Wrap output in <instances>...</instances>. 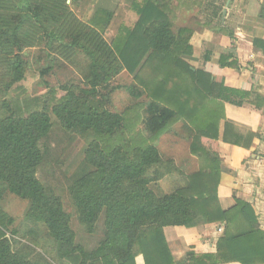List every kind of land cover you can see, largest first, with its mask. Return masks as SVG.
<instances>
[{
    "label": "trees",
    "instance_id": "trees-1",
    "mask_svg": "<svg viewBox=\"0 0 264 264\" xmlns=\"http://www.w3.org/2000/svg\"><path fill=\"white\" fill-rule=\"evenodd\" d=\"M90 1L0 0V61L9 67L10 87L24 80L22 54L31 47L46 46L66 60L82 53L90 62L83 85L65 86L51 109L0 116V264H40L32 261L31 248H22L8 235L14 221L1 207L5 191L29 201L26 220L48 231L59 264L76 256L80 264H136L138 254L146 264H175L165 228L203 231L219 222L226 230L217 243V256L189 253L180 264H264V232L251 207L237 201L225 212L218 199L223 168L217 141L225 118L220 111L227 102L264 114L263 105L247 100L257 76L239 90L226 87L221 67L230 64L214 65L210 53L203 56V67L193 70L188 63L194 61L193 33L174 30L167 0H97L93 16L84 22ZM121 7L139 19L133 28L120 27L108 41L105 33ZM124 71L134 80L131 95L147 100L136 105L142 109L147 136L135 134L130 140L126 136L134 133L132 116L109 109V85ZM102 89L109 93L103 95ZM134 111L140 119L139 110ZM52 116L65 132L92 138L83 151L84 170L69 185L88 234H95L104 217V238L89 251L77 242L61 197L37 176L54 127ZM179 122L191 127V153L205 167L188 176L187 187L160 197L151 186L184 173L162 157L155 142ZM236 223L243 229L237 231Z\"/></svg>",
    "mask_w": 264,
    "mask_h": 264
},
{
    "label": "crops",
    "instance_id": "crops-1",
    "mask_svg": "<svg viewBox=\"0 0 264 264\" xmlns=\"http://www.w3.org/2000/svg\"><path fill=\"white\" fill-rule=\"evenodd\" d=\"M227 2L167 0V13L174 30L186 28L193 33L190 46L194 61H188L192 69L202 68L203 56L210 53L214 65H231L221 67L226 87L239 90L256 75L258 82L247 100L257 101L264 110V0H230L229 6ZM138 19L136 15L129 28H133ZM223 104L224 112L220 111V115L224 113L225 118L220 121L217 141L223 168L218 199L225 212L233 210L237 201L247 203L264 232V114L227 102ZM188 126L184 122L176 123L155 142L162 157L173 160L184 173L168 176L152 185L151 189L160 197L187 187L188 176L199 172L205 164L191 153L193 133ZM169 133L170 138L163 140ZM206 146L211 149L212 141ZM235 226L237 231L243 229L241 223ZM225 230L226 224L219 222L206 225L203 231L167 227L164 235L174 263L180 264L189 253L197 257L217 256V243ZM135 261L146 264L142 254H138Z\"/></svg>",
    "mask_w": 264,
    "mask_h": 264
},
{
    "label": "rangeland",
    "instance_id": "rangeland-1",
    "mask_svg": "<svg viewBox=\"0 0 264 264\" xmlns=\"http://www.w3.org/2000/svg\"><path fill=\"white\" fill-rule=\"evenodd\" d=\"M96 2L97 0H92L87 5L82 19L84 22H89L93 16ZM72 9H74V5H72ZM123 9L121 7L117 11L114 23L105 33L108 41H111L118 33L117 30L120 27H132L133 25L135 13L133 11L125 12ZM22 57L27 65L25 78L21 83L12 87L9 85L11 80L9 67L5 62L0 61V116L9 115L11 112L28 115L33 111H40L44 107L51 109L56 101L64 95L63 88L65 86H82L83 82L90 76V62L82 53L77 52L74 58L66 60L46 46H39L26 49ZM133 84L132 76L128 71H124L111 81L108 90L110 93L102 89L103 95L106 96L109 93L108 96L111 101L109 109L112 112L126 113L128 117L132 116L134 119V129L131 130L134 133H128L126 140L131 139L135 134L147 136L141 123L142 109L136 107L137 104H144L147 100L143 98L139 101L131 95L130 88ZM134 110H139L140 119L134 117L136 112ZM52 120L54 122L53 130L45 141V162L38 170L37 176L61 197L65 211L71 216L72 228L76 233L77 242L83 245L86 251H89L97 248L104 238V217L100 219L95 234H88L79 221L69 194V185L84 170L82 155L86 144L92 138L65 132L56 123L53 116ZM169 136L170 133L166 134L163 140H168ZM1 207L14 221L13 225L9 226L8 235L20 242L22 248H31L32 261L40 264H59L56 254L53 252L48 231L43 226L26 220L25 215L29 201L22 200L5 191L1 200ZM80 262L81 257L76 256L67 259L64 263L80 264Z\"/></svg>",
    "mask_w": 264,
    "mask_h": 264
},
{
    "label": "water",
    "instance_id": "water-1",
    "mask_svg": "<svg viewBox=\"0 0 264 264\" xmlns=\"http://www.w3.org/2000/svg\"><path fill=\"white\" fill-rule=\"evenodd\" d=\"M229 4H230V0H228V2H227V6H229Z\"/></svg>",
    "mask_w": 264,
    "mask_h": 264
},
{
    "label": "built area",
    "instance_id": "built-area-1",
    "mask_svg": "<svg viewBox=\"0 0 264 264\" xmlns=\"http://www.w3.org/2000/svg\"><path fill=\"white\" fill-rule=\"evenodd\" d=\"M218 232H219V233L222 232V229L220 228V229L218 230Z\"/></svg>",
    "mask_w": 264,
    "mask_h": 264
}]
</instances>
